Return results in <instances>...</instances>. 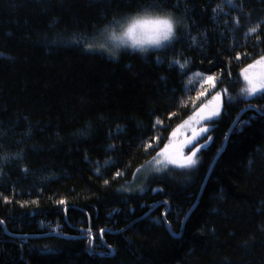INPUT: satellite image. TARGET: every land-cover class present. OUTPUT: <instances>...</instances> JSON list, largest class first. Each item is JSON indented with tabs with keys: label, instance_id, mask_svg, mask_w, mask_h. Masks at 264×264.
<instances>
[{
	"label": "trees",
	"instance_id": "1",
	"mask_svg": "<svg viewBox=\"0 0 264 264\" xmlns=\"http://www.w3.org/2000/svg\"><path fill=\"white\" fill-rule=\"evenodd\" d=\"M144 7L182 18L170 46L88 49ZM262 55L264 0H0V264H264V93L240 77ZM196 72L226 93L199 162L142 173Z\"/></svg>",
	"mask_w": 264,
	"mask_h": 264
},
{
	"label": "clouds",
	"instance_id": "2",
	"mask_svg": "<svg viewBox=\"0 0 264 264\" xmlns=\"http://www.w3.org/2000/svg\"><path fill=\"white\" fill-rule=\"evenodd\" d=\"M182 24V18L171 10L144 7L101 25L94 48L112 61L125 53L145 57L170 46Z\"/></svg>",
	"mask_w": 264,
	"mask_h": 264
},
{
	"label": "snow or ice",
	"instance_id": "3",
	"mask_svg": "<svg viewBox=\"0 0 264 264\" xmlns=\"http://www.w3.org/2000/svg\"><path fill=\"white\" fill-rule=\"evenodd\" d=\"M259 27V25L252 27L249 29V32L256 33ZM236 59H240V56L237 55ZM187 63L188 61L185 60L181 66L186 67ZM257 67H259L261 71L258 73L252 72V70ZM194 75L201 80V87L203 90L200 91L197 97L192 101L194 107L193 114L172 132V139H170L169 144L166 145L162 151L157 153V157H154L157 165L155 170L158 172L163 171L168 164H173L180 168H194L199 162L197 154L203 147H206V143H201L194 149H190V155L184 154L185 147L194 144L201 136H206L207 140H210L211 136L207 135L210 132V125L205 126L204 122H213V118H219L221 116L224 96L226 93H222L220 91H216L212 95L211 99L204 102L201 107L198 109L195 108L196 101L201 100V98L204 97L210 90L209 88H204L203 86L207 84L212 88H215L217 77L213 75L203 76L200 72H196ZM242 75L246 81V86L241 89V94L243 96L251 98L258 93H264V55L245 68ZM160 123V120L156 121L157 125ZM185 128L190 129L192 133L191 137L185 136L183 140L175 139L181 132V129ZM151 146V143L147 144V147ZM161 165L163 167H161ZM120 174L121 173H117V175ZM105 182L107 183V181ZM60 203L63 204L65 202L60 201ZM0 223L3 222L0 221Z\"/></svg>",
	"mask_w": 264,
	"mask_h": 264
},
{
	"label": "rangeland",
	"instance_id": "4",
	"mask_svg": "<svg viewBox=\"0 0 264 264\" xmlns=\"http://www.w3.org/2000/svg\"><path fill=\"white\" fill-rule=\"evenodd\" d=\"M94 43H95V41H94V38H92L91 40H89L88 42H87V47H88V49L89 50H94V51H97L95 48H94ZM91 46V47H90ZM260 59V58H259ZM255 62V61H254ZM253 62V63H254ZM253 63H251V64H253ZM251 64H249V65H251ZM249 65H247L245 68H247ZM245 68H243L242 70H241V72H240V77H241V79H242V81H243V83H244V87L246 86V81L244 80V77H243V75H242V73H243V71H244V69ZM259 71H261V69L259 68V67H257L256 69H254V70H252V72H255V73H258ZM203 76H207L206 74H202ZM210 86V85H209ZM215 88H212L211 87V90L206 94V95H208V94H211V96L209 97V99H211V97H212V95L216 92H213V90H214ZM259 94H262V93H258L257 95H259ZM257 95H255V96H257ZM255 96H253V97H255ZM253 97H251V98H248V99H252ZM208 99V100H209ZM207 100V101H208ZM222 113V112H221ZM215 119H217V118H213V120H215ZM207 123H209V122H207V121H205L204 122V124H205V126L207 125ZM197 127H199V126H197ZM191 135H192V133H191V131H190V129H187V128H185V129H181V132L178 134V136L175 138V139H177V140H183L184 138H185V136H187V137H191ZM203 136H201L200 137V139L202 138ZM170 139H172V137L170 136ZM170 139H169V141H170ZM169 141H168V143L166 144V145H168L169 144ZM198 141V140H197ZM196 141V142H197ZM195 142V143H196ZM194 143V144H195ZM194 144H192V145H189V146H186L185 147V149H184V154L185 155H187V153H186V149H188V148H190V147H192ZM164 149V148H163ZM162 149V150H163ZM161 150V151H162ZM157 157V156H156ZM168 165H173V164H168ZM157 167V165H156V163H155V160H153L152 162H150L149 164H147L144 168H143V170H142V173H145V172H150V171H152V170H155V168ZM161 167H163L162 165H161Z\"/></svg>",
	"mask_w": 264,
	"mask_h": 264
}]
</instances>
